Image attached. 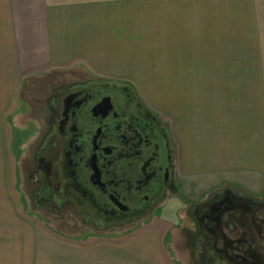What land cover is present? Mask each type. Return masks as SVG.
Masks as SVG:
<instances>
[{
	"label": "crops",
	"instance_id": "obj_1",
	"mask_svg": "<svg viewBox=\"0 0 264 264\" xmlns=\"http://www.w3.org/2000/svg\"><path fill=\"white\" fill-rule=\"evenodd\" d=\"M236 9L237 15L250 16L251 30L264 32V0H236ZM226 14L213 0H0V126L6 119L19 120V111L25 110L21 104L31 94V77L37 75L56 80L244 78L242 72L212 70L227 63L220 50L213 49L222 46ZM149 63L157 68L149 72L160 74H144ZM245 77L264 78L257 70ZM217 83L207 86L210 102L219 96L225 115L244 118L234 122L251 126V137L249 132L228 129L230 120L212 129L215 124L200 120L190 106L193 95L188 98L187 113L181 114L185 110L178 108L173 120L181 182L193 184L194 191L217 175L252 172L264 176L260 147L264 92H254L264 88H252L245 97L243 87H231L233 92H228ZM28 218L18 220L23 221L18 224L20 230L7 236L0 218V264H55L56 259L59 264H188L167 241L168 229H178L179 222L164 215L151 220L153 225L148 227L155 224L156 228L150 259L142 249L136 252L123 246L143 229L124 236L63 238L47 230L40 219ZM51 243L58 246L55 255L46 246ZM163 243L173 253L172 259Z\"/></svg>",
	"mask_w": 264,
	"mask_h": 264
},
{
	"label": "flooded vegetation",
	"instance_id": "obj_2",
	"mask_svg": "<svg viewBox=\"0 0 264 264\" xmlns=\"http://www.w3.org/2000/svg\"><path fill=\"white\" fill-rule=\"evenodd\" d=\"M34 102L23 170L36 219L114 237L171 209L188 264H264V193L223 184L192 201L173 118L128 80H56Z\"/></svg>",
	"mask_w": 264,
	"mask_h": 264
},
{
	"label": "rangeland",
	"instance_id": "obj_3",
	"mask_svg": "<svg viewBox=\"0 0 264 264\" xmlns=\"http://www.w3.org/2000/svg\"><path fill=\"white\" fill-rule=\"evenodd\" d=\"M213 3H219L220 6L226 9L227 13L225 15L226 19L222 18V23L227 24V30L221 31L222 46L213 48L217 52L220 50L222 58H226L227 63L224 64V62H222V67L219 66L215 68L213 66L212 70L238 71L243 73L244 78L194 79L144 77L128 81L136 86L151 104L162 111L164 110V112L172 118L175 114L179 115L176 113L178 108L181 111L185 110L181 112V114L187 113V100L188 98H192L193 95V102L190 106L197 111L196 116L200 120L205 119L208 122L214 123L215 125L212 129H214L218 123H222L224 126L225 120H230L231 123H226L228 129L237 133L241 131H244L245 133L249 132L248 136L250 139L251 130L249 128H251V126L244 125V127H242L241 123L235 124L234 120L244 119L237 116L235 113H230L226 116V106L222 105L219 101V96H214V102L211 103V96L207 91V86L210 87L209 83H211V86H214L212 85V82H218L217 86L227 88L228 92H233L231 87H243L245 97L249 96L246 95V93L251 92L252 88H264V78L255 79L245 77L251 76V72L254 70L260 71L264 76V32L251 30L252 25L250 16H247L246 14H236V0H213ZM223 61L225 60L223 59ZM150 64L151 63H149L148 66L149 68H147L148 72L144 74H160L149 72L157 70L155 63H152V66ZM175 66L176 64H174V67ZM182 70H185V68H182ZM54 81H56V79L51 77V75H37L31 77V94L26 96L24 100L25 104H21V107L25 110L19 111V120L16 122H10L6 119L3 126H0V218H3L4 220L2 225L6 236L8 235L7 233H11L13 230H20L18 228L20 221L18 220H27L29 219L28 217L32 216L29 194L25 192L26 182L23 169L31 156V124H33L32 122L34 120V100L36 97L42 96L43 92ZM198 82H203V84L200 85ZM254 92H260V94H262L264 90L259 89V91L255 90ZM206 108L208 111L206 110L207 112H204V109ZM239 108L234 109L237 110ZM209 109H211V111H209ZM248 117H251V115ZM28 121L29 127L26 125ZM216 129L218 128L216 127L215 130ZM261 129L264 132V127ZM239 137L241 136L239 135ZM260 147L261 151L264 152L263 136L260 140ZM223 184L245 191L253 196L264 193V176L252 172H239L235 175H217L211 180V182H208V184H201L200 189L195 188V191L193 190V187L190 199L192 201L197 200L204 192L213 190ZM173 204L176 206L175 202ZM179 205L180 204L177 206ZM171 206L173 205L171 204ZM172 212L171 209H165L161 214L167 218L176 219L174 217V212ZM41 222H43L47 230L55 233L57 236L63 238L70 237V233H67L70 229L66 225L60 226V222L54 220H50L49 225L47 222H44L43 219ZM150 225L153 224H150L149 222L128 226L121 229L116 235L124 236L128 234L126 232L133 233L143 229V232H140L137 237L127 241L123 246L136 250V252H140V249H142L150 259V257L153 256V254H151L153 248L150 244L156 237L155 224L153 228H148ZM167 235V241L170 244V247L178 252L180 258L183 259V262L188 263L187 252L183 245L184 237L180 228H169ZM46 246H49L51 254L55 255L58 246H56L55 243ZM163 246L166 248L164 243ZM167 253L172 259L173 253L168 249ZM55 264H59L58 259H56Z\"/></svg>",
	"mask_w": 264,
	"mask_h": 264
}]
</instances>
